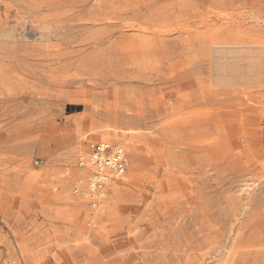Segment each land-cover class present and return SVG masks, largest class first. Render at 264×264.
I'll list each match as a JSON object with an SVG mask.
<instances>
[{
    "label": "rangeland",
    "instance_id": "374dc122",
    "mask_svg": "<svg viewBox=\"0 0 264 264\" xmlns=\"http://www.w3.org/2000/svg\"><path fill=\"white\" fill-rule=\"evenodd\" d=\"M220 258L264 264V0H0V264Z\"/></svg>",
    "mask_w": 264,
    "mask_h": 264
},
{
    "label": "built area",
    "instance_id": "2783aa9c",
    "mask_svg": "<svg viewBox=\"0 0 264 264\" xmlns=\"http://www.w3.org/2000/svg\"><path fill=\"white\" fill-rule=\"evenodd\" d=\"M88 151L86 160L95 168L88 189L92 194H100L110 179L123 176L127 172L128 157L123 149L104 141L91 143ZM86 160L79 156L78 166L84 167Z\"/></svg>",
    "mask_w": 264,
    "mask_h": 264
},
{
    "label": "bare ground",
    "instance_id": "6f19581e",
    "mask_svg": "<svg viewBox=\"0 0 264 264\" xmlns=\"http://www.w3.org/2000/svg\"><path fill=\"white\" fill-rule=\"evenodd\" d=\"M105 135V134H104ZM105 140L107 139V136H104L103 137ZM99 142V141H98ZM105 142V141H104ZM95 143V142H94ZM107 143V142H106ZM91 144V143H90ZM89 144V145H90ZM109 144V143H108ZM89 145H88V148H87V151L85 153H82L81 157H83L85 160L88 156V150H89ZM112 146H116V147H119L121 149L124 150V152L126 153L125 151V148L122 146V145H118V144H111ZM127 154V153H126ZM128 157V156H127ZM128 164V163H127ZM128 167V166H127ZM80 175H79V178H77L76 180V183L81 185V187L83 188V194H81L82 196L84 195H87L88 197L91 198V206H94V207H97L98 206V203H102V201L104 200L105 198V190L106 189H109V187L111 186V184L115 181H121L125 176H126V173L123 175V176H119V177H115L113 179H110L108 182H107V185L105 187V189L100 193V194H92L89 192V189H88V183H89V180L92 178V175H93V172H94V166L91 165V163L89 162V160L87 159L85 161V166L84 167H80ZM85 198V196H84ZM234 253V252H233ZM225 259V258H224ZM220 262L218 264H221L223 263V260L220 258L219 259ZM227 260V259H226Z\"/></svg>",
    "mask_w": 264,
    "mask_h": 264
}]
</instances>
